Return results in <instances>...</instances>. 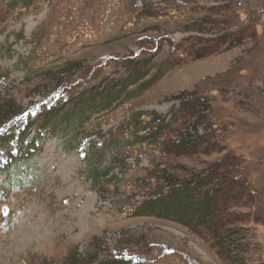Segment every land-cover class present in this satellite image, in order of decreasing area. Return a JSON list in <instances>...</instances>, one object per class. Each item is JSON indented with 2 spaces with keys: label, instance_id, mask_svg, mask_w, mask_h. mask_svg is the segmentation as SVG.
<instances>
[{
  "label": "rangeland",
  "instance_id": "374dc122",
  "mask_svg": "<svg viewBox=\"0 0 264 264\" xmlns=\"http://www.w3.org/2000/svg\"><path fill=\"white\" fill-rule=\"evenodd\" d=\"M109 87L112 108L66 119ZM179 101L198 114L165 131L198 124L206 154L144 141ZM230 162L249 198L228 211L240 262L207 232L139 215L163 177ZM0 173V264H264V0H0Z\"/></svg>",
  "mask_w": 264,
  "mask_h": 264
},
{
  "label": "trees",
  "instance_id": "16d2710c",
  "mask_svg": "<svg viewBox=\"0 0 264 264\" xmlns=\"http://www.w3.org/2000/svg\"><path fill=\"white\" fill-rule=\"evenodd\" d=\"M134 76L133 81H128L129 78L126 79L128 82L123 84L124 90L140 81L144 75L136 73ZM117 87L121 88L120 86ZM121 96L122 89L109 87L100 93H91L88 98L84 99V96L77 98L76 112L78 113H71L66 119L75 116L77 122L85 121L96 112L112 108L120 101ZM187 102L179 101V108L171 111V117L168 121L165 119L163 121L157 116L154 117L153 120L159 121L163 131L156 129L153 133L146 132L144 141L160 142L159 145H164V150L168 155L177 157L199 153L206 154L208 149L213 148L215 145L211 143L210 137L208 138L207 134H200L201 127H198V124L187 128L183 134L177 135V139L174 141L165 131L176 123L181 114L183 115L179 119L182 116L190 118L198 114L195 110L196 106ZM55 114V111H50L47 122ZM20 167L19 161H16L10 164L8 168L6 167V171H3V174L6 175L5 178L11 180L14 186L22 182V177L24 178ZM232 168L233 163L231 164V162L229 165H214L212 168L209 166L207 171L190 170L187 176L174 180L172 177H163L161 174L163 177L161 178L167 186L166 191L160 190L151 193L148 199L139 206V215L175 222L198 233L205 234L204 232H207L213 239L215 238L216 246L221 255L233 256L236 259L241 258L243 249H240L241 244L235 239L239 236V229H236L235 226L237 223H242V217L240 215L235 217L228 211L231 208L239 207L242 201L248 198V194L245 188L246 183L241 182L242 177L234 179ZM237 261L240 262L238 259ZM98 264H131V262L120 258Z\"/></svg>",
  "mask_w": 264,
  "mask_h": 264
},
{
  "label": "water",
  "instance_id": "95a60500",
  "mask_svg": "<svg viewBox=\"0 0 264 264\" xmlns=\"http://www.w3.org/2000/svg\"><path fill=\"white\" fill-rule=\"evenodd\" d=\"M5 214H6V211H5Z\"/></svg>",
  "mask_w": 264,
  "mask_h": 264
},
{
  "label": "bare ground",
  "instance_id": "6f19581e",
  "mask_svg": "<svg viewBox=\"0 0 264 264\" xmlns=\"http://www.w3.org/2000/svg\"><path fill=\"white\" fill-rule=\"evenodd\" d=\"M83 217H85V216H83Z\"/></svg>",
  "mask_w": 264,
  "mask_h": 264
}]
</instances>
